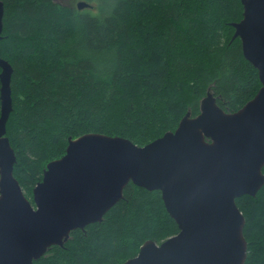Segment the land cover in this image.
<instances>
[{
	"label": "trees",
	"instance_id": "1",
	"mask_svg": "<svg viewBox=\"0 0 264 264\" xmlns=\"http://www.w3.org/2000/svg\"><path fill=\"white\" fill-rule=\"evenodd\" d=\"M1 1V57L14 69L7 137L14 176L32 203L70 138L100 134L145 147L188 113L198 116L209 93L232 114L262 87L233 39L241 0H80L92 6L82 11L56 0ZM237 205L246 264H264V187ZM178 233L161 192L130 183L102 222L73 231L33 264H123L147 241Z\"/></svg>",
	"mask_w": 264,
	"mask_h": 264
},
{
	"label": "water",
	"instance_id": "2",
	"mask_svg": "<svg viewBox=\"0 0 264 264\" xmlns=\"http://www.w3.org/2000/svg\"><path fill=\"white\" fill-rule=\"evenodd\" d=\"M241 2L233 39L241 40L262 85L251 101L231 114L209 93L198 116L188 113L175 132L145 147L100 134L70 138L66 154L47 165L33 203L14 176L17 157L7 137L14 69L0 51V264H33L64 247L73 231L102 222L130 183L161 192L179 233L161 244L147 241L123 264H246L237 199L264 187V0ZM3 20L0 0V40Z\"/></svg>",
	"mask_w": 264,
	"mask_h": 264
},
{
	"label": "rangeland",
	"instance_id": "3",
	"mask_svg": "<svg viewBox=\"0 0 264 264\" xmlns=\"http://www.w3.org/2000/svg\"><path fill=\"white\" fill-rule=\"evenodd\" d=\"M57 3L69 7H76L77 3L80 2V0H56Z\"/></svg>",
	"mask_w": 264,
	"mask_h": 264
},
{
	"label": "snow or ice",
	"instance_id": "4",
	"mask_svg": "<svg viewBox=\"0 0 264 264\" xmlns=\"http://www.w3.org/2000/svg\"><path fill=\"white\" fill-rule=\"evenodd\" d=\"M80 142H82V141H80ZM78 147H80V145H79V144L77 145V148H78ZM2 151H3V148H2V147H0V152H2Z\"/></svg>",
	"mask_w": 264,
	"mask_h": 264
},
{
	"label": "bare ground",
	"instance_id": "5",
	"mask_svg": "<svg viewBox=\"0 0 264 264\" xmlns=\"http://www.w3.org/2000/svg\"><path fill=\"white\" fill-rule=\"evenodd\" d=\"M128 139V138H127ZM131 141V140H130Z\"/></svg>",
	"mask_w": 264,
	"mask_h": 264
}]
</instances>
